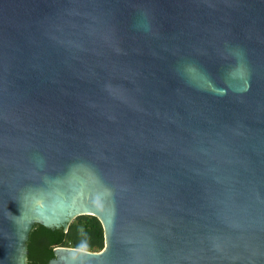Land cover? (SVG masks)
I'll list each match as a JSON object with an SVG mask.
<instances>
[{
    "label": "water",
    "instance_id": "water-1",
    "mask_svg": "<svg viewBox=\"0 0 264 264\" xmlns=\"http://www.w3.org/2000/svg\"><path fill=\"white\" fill-rule=\"evenodd\" d=\"M264 264V0H0V264Z\"/></svg>",
    "mask_w": 264,
    "mask_h": 264
},
{
    "label": "trees",
    "instance_id": "trees-1",
    "mask_svg": "<svg viewBox=\"0 0 264 264\" xmlns=\"http://www.w3.org/2000/svg\"><path fill=\"white\" fill-rule=\"evenodd\" d=\"M57 246H70L89 251H100L105 246V231L102 222L94 215L76 217L67 230L51 229L36 224L28 240L27 264H48L55 256Z\"/></svg>",
    "mask_w": 264,
    "mask_h": 264
}]
</instances>
